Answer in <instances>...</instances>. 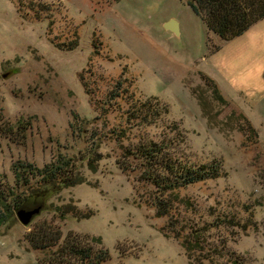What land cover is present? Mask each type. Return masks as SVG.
Listing matches in <instances>:
<instances>
[{
    "label": "rangeland",
    "instance_id": "374dc122",
    "mask_svg": "<svg viewBox=\"0 0 264 264\" xmlns=\"http://www.w3.org/2000/svg\"><path fill=\"white\" fill-rule=\"evenodd\" d=\"M167 15L180 34L164 30ZM148 98L167 114L134 125L126 110ZM0 105L5 123H26L15 141L0 134L3 183L13 184L17 160L41 167L57 154L84 178L52 195L30 224L14 215L0 226V264H40L48 253L23 235L43 221L58 226L60 241L71 232L107 249L100 264H188L159 231L166 217L154 215L153 188L116 163L138 136H176L188 160L219 163L218 177L176 190L191 207L175 205V215L232 217L236 224L211 228L208 240L222 237L239 264H264V17L220 40L185 0H0ZM97 155L91 171L87 158ZM53 206L69 212L60 219Z\"/></svg>",
    "mask_w": 264,
    "mask_h": 264
},
{
    "label": "trees",
    "instance_id": "16d2710c",
    "mask_svg": "<svg viewBox=\"0 0 264 264\" xmlns=\"http://www.w3.org/2000/svg\"><path fill=\"white\" fill-rule=\"evenodd\" d=\"M185 2L200 18L206 31L214 33L220 40H228L241 34L264 17V0H185ZM63 45L69 50L75 47L76 42L58 44ZM118 86L119 83H116L117 88ZM118 95V90L110 94L111 98ZM167 112V105L161 100L148 98L142 102H131L125 114L127 120L136 121L134 125L142 126L154 123ZM25 124L17 121V126L14 127L13 124L5 123L0 105V134L13 141L18 132L25 128ZM129 126L132 128L131 124ZM122 130L120 128L115 132L117 139L124 137ZM179 142L182 140L176 136L162 137L158 140L138 136L136 142L123 147L116 163L122 171L136 172L134 179L137 183H146L153 188L149 193V203L154 209V215L166 217V222L159 231L164 237H172L179 242L188 264H207L206 261L209 264H216L218 258L221 260L217 264H239V255L225 250L226 241L222 237L216 238L215 241L208 240L211 228L236 224L232 217L220 214L211 222L200 219L179 221L175 215L177 209L175 205H179V209L191 207L186 198L177 196L176 190L205 179L216 178L219 176L220 168L217 162L205 164L188 160L180 154ZM87 159L88 168L95 171V163L99 156ZM12 170L14 176L12 185L3 183L0 177V226L8 223L15 215V210L27 202H35L41 197L44 199L45 209L46 201L62 188L84 182L74 161L61 154H57L52 161L41 167L17 160L12 164ZM32 181L35 184H31ZM51 209L58 211L60 219L65 218V214L69 212L59 206H53ZM88 215L89 213H86L80 217ZM248 219L246 221H250L249 217ZM60 238L58 226L44 221L23 235L29 247L48 253L39 259L40 264H100L109 258L107 249L103 247L94 249L89 246L88 241L78 238L76 234L69 232L61 241ZM90 240L100 243L99 237H90Z\"/></svg>",
    "mask_w": 264,
    "mask_h": 264
},
{
    "label": "water",
    "instance_id": "95a60500",
    "mask_svg": "<svg viewBox=\"0 0 264 264\" xmlns=\"http://www.w3.org/2000/svg\"><path fill=\"white\" fill-rule=\"evenodd\" d=\"M44 207V199L40 197L35 202H27L15 210V217L22 225H28Z\"/></svg>",
    "mask_w": 264,
    "mask_h": 264
},
{
    "label": "crops",
    "instance_id": "0c3cea01",
    "mask_svg": "<svg viewBox=\"0 0 264 264\" xmlns=\"http://www.w3.org/2000/svg\"><path fill=\"white\" fill-rule=\"evenodd\" d=\"M165 17L166 19H164L163 24H162L164 30H166L167 32L172 31L176 34H180L181 28H180V24L177 18L174 17L173 15L172 16L167 15Z\"/></svg>",
    "mask_w": 264,
    "mask_h": 264
}]
</instances>
